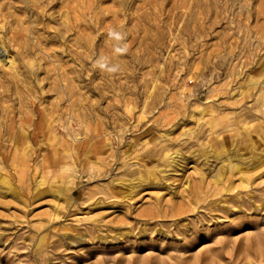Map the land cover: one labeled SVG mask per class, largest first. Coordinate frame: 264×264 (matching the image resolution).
Here are the masks:
<instances>
[{"label":"rangeland","instance_id":"1","mask_svg":"<svg viewBox=\"0 0 264 264\" xmlns=\"http://www.w3.org/2000/svg\"><path fill=\"white\" fill-rule=\"evenodd\" d=\"M125 1L0 0V264H193L213 246L198 264H264V0ZM163 148L186 162L166 186L119 185ZM228 161L242 172L212 183ZM155 196L181 212L140 215Z\"/></svg>","mask_w":264,"mask_h":264},{"label":"bare ground","instance_id":"2","mask_svg":"<svg viewBox=\"0 0 264 264\" xmlns=\"http://www.w3.org/2000/svg\"><path fill=\"white\" fill-rule=\"evenodd\" d=\"M136 1V0H135ZM140 1V0H139ZM183 1V0H182ZM195 1V0H194ZM125 0H118V6H121V7H123L124 6V4H125ZM129 3V2H128ZM134 3H136V2H134ZM154 3V2H153ZM157 3H159V1L157 2ZM176 3H178V1L176 2ZM149 4V3H148ZM71 5V4H70ZM202 5V4H201ZM200 5V6H201ZM156 6V5H155ZM205 6V5H204ZM115 8H116V6H115ZM176 8H178L177 6H176ZM206 8V7H205ZM151 9V8H150ZM149 9V10H150ZM95 10V9H94ZM115 10V9H114ZM117 10V9H116ZM134 10V9H133ZM132 10V11H133ZM111 11V10H110ZM151 11V10H150ZM158 11V10H157ZM180 11V10H179ZM216 11V10H215ZM114 12V11H113ZM126 12V11H125ZM69 13V12H68ZM130 13V12H129ZM135 13V12H134ZM161 13V12H160ZM176 13V12H175ZM116 14V13H115ZM124 14V13H123ZM140 14V13H139ZM155 15V14H154ZM203 15V14H202ZM113 16H115V15H113ZM118 16V15H117ZM144 16V15H143ZM138 17H140V16H138ZM123 18V17H122ZM137 18V17H136ZM206 18V17H205ZM2 19V18H1ZM135 19V18H134ZM139 19V18H138ZM169 19V18H168ZM3 20H4V18H3ZM122 20V19H121ZM124 20V19H123ZM172 20V19H171ZM132 22V21H131ZM130 22V23H131ZM141 22H143V21H141ZM6 24V23H5ZM121 24V23H120ZM119 25V24H118ZM0 26L3 28V30H4V25H3V21L1 22V20H0ZM4 26V27H3ZM63 26V25H62ZM171 26V25H170ZM9 27V26H8ZM7 27V28H8ZM117 28V27H116ZM127 29V28H126ZM6 30V29H5ZM124 30V29H123ZM1 31V30H0ZM7 31V30H6ZM11 35V34H10ZM29 37V36H28ZM130 39V38H129ZM11 40V39H10ZM5 42V41H4ZM4 42H3V39H2V34H1V32H0V63L1 64H3L4 66H7V67H9V69L11 68H13V66H11V62H10V60L11 59H9V55H8V57H7V51H6V47H5V44H4ZM129 42V41H128ZM27 48V47H26ZM25 48V49H26ZM27 51H28V49H26ZM25 50V51H26ZM106 50V49H105ZM107 51V50H106ZM110 51V50H109ZM26 53V52H25ZM106 53H108V52H106ZM21 56V55H20ZM13 74V73H12ZM11 74V75H12ZM6 78V77H5ZM8 79V78H7ZM18 80L17 79V76L16 75H14L13 74V76L11 77V81H13V80ZM10 80H8V81H10ZM15 84V83H14ZM4 87V86H3ZM16 86H14V88H15ZM9 89V88H8ZM7 92V91H6ZM13 93V92H12ZM6 95V94H5ZM8 95V94H7ZM2 96V95H1ZM1 103V102H0ZM27 104V103H26ZM71 104V103H70ZM7 110V109H6ZM143 110V109H142ZM199 118H201V117H199ZM209 126L211 127L213 124H215V122H216V120L215 119H209ZM1 123V122H0ZM9 124V123H8ZM10 128V127H9ZM224 141V140H223ZM223 141H218L217 143H222ZM85 144V143H84ZM84 146V145H83ZM163 147V146H162ZM97 148H99L98 146H96V144L95 143H93V141L92 142H87L86 144H85V146L82 148L83 150H82V154L83 155H86L88 152H91V151H95ZM74 151V152H76V146H73L72 147V149H71V151ZM162 152H164V154H163V156H161V157H163V161L162 162H165V164H164V166L163 167H161V168H158V166L157 165H153L152 166V164L151 165H148V166H146L145 168H144V171L146 172V174L145 175H143V174H137V175H135V177L133 178V179H131V180H127V179H122L121 178V180H118V183H119V185H122L123 183L125 184V181H128V184H126L125 186H127V187H129V188H134V187H138V186H140V185H143V186H147V185H151V184H157L158 186H166V183H165V180H164V178H166L167 177V174L169 173L168 171H170V170H178V169H182V167L186 164V162H185V159L183 158L184 156H182V154H175V156H171L170 154H168V152H167V149L166 148H163V151ZM213 152V151H212ZM217 152V151H216ZM214 153V156H216V157H218V155H219V153L221 152H217V153ZM55 153V156L54 157H56V158H60V159H63V160H66V158H67V156L66 155H64L63 154V152H61V150H59V151H57V149H56V152H54ZM158 153V152H157ZM198 153V152H197ZM204 154V153H203ZM207 154V153H206ZM76 155L77 154H75V157H76ZM161 155V154H160ZM193 155V154H192ZM202 155V154H201ZM151 156H153V155H150V160H152V157ZM203 156V155H202ZM207 156V155H206ZM74 157V156H73ZM149 158V157H148ZM184 159V160H183ZM262 161H264V160H261V162ZM63 162V161H62ZM144 164V163H143ZM146 165V164H145ZM65 166H67V164H64V165H62V167H64L65 168ZM148 167H150V168H148ZM167 167V168H166ZM227 171H231V172H238V173H240V172H242L241 171V167L238 165V164H235V163H233V162H231V161H228V163L227 164H225V165H221V166H219L217 169H216V172H215V174H214V177L212 178V180H211V182L212 183H218L219 184V182H223L224 181V178H225V173L227 172ZM132 174V173H131ZM130 175V174H129ZM56 176V175H55ZM126 176V175H125ZM134 176V175H133ZM1 177V176H0ZM127 177H129L128 175H127ZM2 178V177H1ZM203 179H204V176H203V174L201 173V177H200V179L199 180H197L195 183H193V185H192V187L190 188V183H189V181L186 179L185 181H184V186H185V189H189L190 188V190L189 191H191V189L192 188H196V190H197V192H201L202 191V188H203V185H202V183H203ZM65 180V179H64ZM62 182V181H61ZM63 183V182H62ZM224 183V182H223ZM229 185H231L230 183L225 187L224 186V190L225 191H227L230 187H229ZM67 188H69V184L66 186V188L64 187H58L56 190H57V192L61 195V194H64V192H63V190H67ZM64 196H66V195H64ZM196 199V198H195ZM195 199H194V201H195ZM155 201H156V203L155 204H152V205H150V206H147L146 208H144V209H142L140 212H139V214L140 215H145V216H152V215H154V214H160V212H164V213H166V214H172V215H177V214H179L180 212H181V209L179 208V207H164V208H162V207H160V205H158L159 203H160V200H159V197L158 196H155ZM237 207H240L239 205L237 206ZM35 237V236H34ZM42 237H44V235L42 236ZM42 237H40L38 240H40ZM247 238V237H246ZM36 240V239H35ZM74 240V239H73ZM71 241V240H70ZM225 242V241H224ZM195 243V241L194 240H192V239H187V241H186V243L184 244V249L183 250H181L182 252L181 253H183V254H185L186 252H187V250L188 249H190L191 248V245H193ZM221 244V243H220ZM252 245V242H249V240H245L244 242H242V244L238 247V251L239 252H243L244 250H246V252L245 253H249V247ZM235 247V246H234ZM218 249H221V248H218V247H215V246H213V247H209L208 249H207V251L203 254V253H201V252H199V253H195L191 258H194L192 261H194V263L193 264H198L199 262H200V258H221L222 256L221 255H219V250ZM177 257H179V258H185L184 256H180V255H176ZM176 257V258H177ZM130 258H133V257H130ZM140 258H159V257H156V256H147V255H145V256H142V257H140ZM160 258H163V257H160ZM167 258H175L173 255H167ZM223 258V257H222ZM226 258H228V256L226 257ZM249 258V257H248ZM145 261V260H144ZM202 261V260H201ZM145 263H148L147 261L145 262ZM141 264H144V262H142ZM203 264H213V261H211L210 259H207V260H204V262H203Z\"/></svg>","mask_w":264,"mask_h":264},{"label":"clouds","instance_id":"3","mask_svg":"<svg viewBox=\"0 0 264 264\" xmlns=\"http://www.w3.org/2000/svg\"><path fill=\"white\" fill-rule=\"evenodd\" d=\"M107 37L113 42V52L117 56L125 55L128 52L129 45L127 43V34L117 28H110L107 32ZM93 66L100 69L102 72L109 74L118 73L121 70L119 63H111L110 57L106 55L96 56L93 61Z\"/></svg>","mask_w":264,"mask_h":264}]
</instances>
